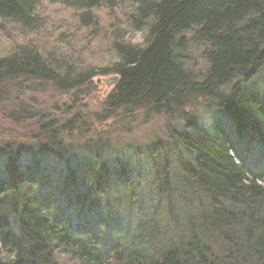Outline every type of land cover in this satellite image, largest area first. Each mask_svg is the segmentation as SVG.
<instances>
[{"label": "trees", "instance_id": "1", "mask_svg": "<svg viewBox=\"0 0 264 264\" xmlns=\"http://www.w3.org/2000/svg\"><path fill=\"white\" fill-rule=\"evenodd\" d=\"M53 4L72 20L48 15ZM14 28L37 42L15 43ZM0 29L12 40L0 54V89L23 78L70 91L111 73L103 119L142 101L158 111L181 95L218 91L214 105L233 125L228 134L218 119L210 128L192 119L167 141L113 156L106 140L76 154L54 138L46 154L7 148L0 264H264L263 163L251 166L262 159L243 154L251 141L264 149V101L240 86L264 63V0H0ZM137 32L141 43L128 38ZM190 44L207 64L197 81L186 67ZM179 178L177 195L187 190L206 217L171 235L161 200L170 207Z\"/></svg>", "mask_w": 264, "mask_h": 264}, {"label": "rangeland", "instance_id": "2", "mask_svg": "<svg viewBox=\"0 0 264 264\" xmlns=\"http://www.w3.org/2000/svg\"><path fill=\"white\" fill-rule=\"evenodd\" d=\"M46 9L49 11L48 15L54 19L61 18L64 22L72 20V11L65 10L64 7L53 4L46 6ZM18 32L17 28L13 29L15 43L37 42L38 38L28 32H25L24 38L19 39ZM128 38L134 43H141L142 39L139 32L132 33ZM39 39L41 40V37ZM11 43L12 40L8 34L0 29V54H5ZM186 55V67L197 81L207 66L202 56V47L190 44ZM24 80L19 78L18 82L15 81L16 83L0 89V159L6 155L9 147L20 149L24 156L29 155L32 150L38 153L44 151L46 154L47 150L41 149L46 145L45 143L51 142L49 138H54L56 142L63 141V146H69L75 154L80 151L79 147L86 141L106 140V148L110 150V156H113L118 153H131L132 150L129 149L131 147L135 149L136 144L143 146L142 143H146L149 147H153V144L155 145L158 141H167L171 132L173 133L174 130L180 132L192 119L198 125L209 128L214 119L215 121L218 119L224 125V131L225 129L227 131L225 133L228 134L233 127L230 116L214 105L216 101L214 96L218 94V91L204 98L192 95L189 101L181 95L177 98L178 104L170 103L158 111H153L151 105L141 106L142 101L131 113H125L123 108H120L115 110L116 115L113 117L103 119V112L107 111V106L104 105L105 100L114 92L117 81L115 74L94 76L90 79L89 85L87 83L70 91H63L48 82L39 85L24 82ZM237 81L234 80L227 86H223L220 92L227 94ZM240 83L245 92L258 96L264 101V63L254 75L241 80ZM85 89L89 92L82 93ZM67 121H73L71 130H62ZM49 124L51 128L47 130L46 125ZM247 145L249 146L244 148L243 152L246 159L252 154H255L252 158L260 156L262 159L258 161L252 159L249 165L263 163L264 170V149L254 141ZM150 182L151 179L147 183L148 186ZM182 183L183 180L179 178L177 182L175 181V185L171 186L174 196L169 200L171 202L169 208L165 203L166 199L161 200L163 203L159 220L161 224L166 221V225L168 220L171 221V224H168L169 229H166V232L171 235L180 234L179 231H184L185 228L186 232H189L190 221L196 222L203 216L206 217L205 212H200L199 216L197 204L193 201L194 199H189L187 190L185 192L181 190L180 193H184L177 195L175 190L181 187L179 184L182 185ZM170 194L172 195L171 192ZM168 213H172L171 220L168 219ZM166 214L167 219L164 218ZM193 222L190 224L193 225Z\"/></svg>", "mask_w": 264, "mask_h": 264}, {"label": "clouds", "instance_id": "3", "mask_svg": "<svg viewBox=\"0 0 264 264\" xmlns=\"http://www.w3.org/2000/svg\"><path fill=\"white\" fill-rule=\"evenodd\" d=\"M11 259H12V260H15V259H16V256H15L14 253L11 255Z\"/></svg>", "mask_w": 264, "mask_h": 264}, {"label": "bare ground", "instance_id": "4", "mask_svg": "<svg viewBox=\"0 0 264 264\" xmlns=\"http://www.w3.org/2000/svg\"><path fill=\"white\" fill-rule=\"evenodd\" d=\"M259 69H260V68H259ZM259 69H258V70H259ZM258 70H257V71H258Z\"/></svg>", "mask_w": 264, "mask_h": 264}]
</instances>
